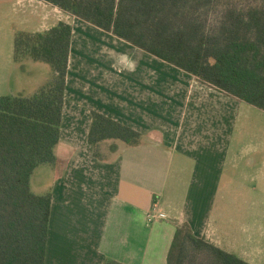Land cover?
I'll return each mask as SVG.
<instances>
[{"label": "crops", "instance_id": "obj_1", "mask_svg": "<svg viewBox=\"0 0 264 264\" xmlns=\"http://www.w3.org/2000/svg\"><path fill=\"white\" fill-rule=\"evenodd\" d=\"M58 9L42 0H0V87L6 85L8 95L29 94L25 70L36 62L15 61L17 33L48 31L63 21L56 19ZM73 17L77 24H71L60 139L67 161L59 170L57 156L54 165L39 167L33 176L46 173V186L33 189L53 194L45 264H101L106 259L167 264L177 223H189L203 237L218 218V180L240 107L219 101L217 90L204 86L190 90L184 111L179 108L184 97L172 90L168 94V85L186 71L142 49L143 54H125L118 61L129 69V87L101 86L103 70H89L83 62L99 63L98 39L110 33ZM78 34L83 38L76 41ZM126 43L128 53L137 49ZM167 64L174 69L154 73ZM49 68L37 79V88L50 77ZM85 77L91 82L85 83ZM92 110L141 132V144L107 141L102 146L107 160L95 157L88 140ZM149 214L154 215L151 221Z\"/></svg>", "mask_w": 264, "mask_h": 264}, {"label": "trees", "instance_id": "obj_2", "mask_svg": "<svg viewBox=\"0 0 264 264\" xmlns=\"http://www.w3.org/2000/svg\"><path fill=\"white\" fill-rule=\"evenodd\" d=\"M264 111V0H42ZM73 26L20 31L15 61H43L50 77L27 95L0 96V264H45L52 191L36 192L39 167L57 161ZM102 146L142 142L133 127L92 110L88 136ZM101 264H124L106 259ZM167 264H252L177 223Z\"/></svg>", "mask_w": 264, "mask_h": 264}, {"label": "rangeland", "instance_id": "obj_3", "mask_svg": "<svg viewBox=\"0 0 264 264\" xmlns=\"http://www.w3.org/2000/svg\"><path fill=\"white\" fill-rule=\"evenodd\" d=\"M234 1L240 5H249L254 2L250 0ZM56 15L57 21L63 20L70 24H77L73 16L63 12V10L61 11V9H58ZM110 34L105 35L104 39L102 37L98 39L99 50L102 52H97L100 55L99 63L95 61L96 64L94 65L93 62H90V65L94 66H88L87 61H84L85 66L83 67H89V70L94 68L96 72L103 70L99 73L98 82L101 86L106 88H111L114 85V87H129L127 83L129 80L126 78L129 69L118 63L124 60L125 54L134 56L135 54L141 55L143 52L137 47L135 51L128 53L125 51V47L128 45L126 41ZM80 38H83L82 34L76 36V41ZM87 39L91 38L88 37ZM96 44L95 42L94 45ZM94 48H92L93 51ZM93 51L89 55L91 61ZM167 66L161 69L155 67L154 73L174 69L169 64ZM46 68H49L48 64L43 61H36L32 67L25 70L28 93L35 91L36 83L39 81L37 79L39 77L44 78ZM114 68L116 69L114 70ZM90 80L85 77L84 82L90 83ZM114 82L116 83L114 84ZM168 86L170 87L168 94L172 90V92L177 91L179 96L184 97V102L179 108H183L185 111L186 106H188L185 103H188L190 90L208 85L199 82L195 76L185 72L179 74L178 78L172 80V84ZM10 93L7 86L2 84L0 94L8 95ZM215 96L219 101L233 103L235 109L238 106L240 109L231 127L228 162L223 167L222 175L218 180L219 195L215 204V214L218 218L212 225L210 235L204 237L219 247L242 256L252 264H264V111L219 91L215 92ZM175 105L178 107L177 104ZM63 146L64 144L60 142L55 150L59 156L56 163L59 170L63 169L67 161L62 154ZM48 180L49 177L47 178L46 173L41 174L38 179L34 177L33 188L36 190L38 186H41V183H44L42 186L45 187V182Z\"/></svg>", "mask_w": 264, "mask_h": 264}, {"label": "built area", "instance_id": "obj_4", "mask_svg": "<svg viewBox=\"0 0 264 264\" xmlns=\"http://www.w3.org/2000/svg\"><path fill=\"white\" fill-rule=\"evenodd\" d=\"M154 215L153 214H149V220L151 221L153 219Z\"/></svg>", "mask_w": 264, "mask_h": 264}]
</instances>
